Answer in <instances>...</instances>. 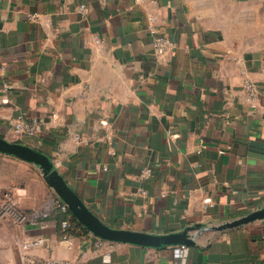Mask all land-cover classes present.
I'll use <instances>...</instances> for the list:
<instances>
[{
	"label": "crops",
	"instance_id": "crops-1",
	"mask_svg": "<svg viewBox=\"0 0 264 264\" xmlns=\"http://www.w3.org/2000/svg\"><path fill=\"white\" fill-rule=\"evenodd\" d=\"M150 13L175 43L163 60ZM19 115L40 130L16 134ZM0 137L48 155L110 227H191L184 264H264V218L211 228L264 206V0H0ZM53 195L37 166L0 152V264L173 261L171 246L99 239L71 212L68 245ZM10 203L45 227H11Z\"/></svg>",
	"mask_w": 264,
	"mask_h": 264
},
{
	"label": "water",
	"instance_id": "water-1",
	"mask_svg": "<svg viewBox=\"0 0 264 264\" xmlns=\"http://www.w3.org/2000/svg\"><path fill=\"white\" fill-rule=\"evenodd\" d=\"M0 152L13 155L37 166L41 171L42 177L53 190V193L65 202L68 210L78 219V221L95 236L99 237V239L126 241L155 247H173L176 245H185L189 247V245L194 242V239L190 234L191 227L178 232H169L166 234L146 233L110 227L95 215L83 200L70 188L54 167V164L48 155L28 144L10 141L1 137ZM263 218L264 206L252 210L240 217L213 225L211 228L215 230H223Z\"/></svg>",
	"mask_w": 264,
	"mask_h": 264
},
{
	"label": "built area",
	"instance_id": "built-area-1",
	"mask_svg": "<svg viewBox=\"0 0 264 264\" xmlns=\"http://www.w3.org/2000/svg\"><path fill=\"white\" fill-rule=\"evenodd\" d=\"M84 4H79L78 8L82 11L84 9ZM29 19L36 18V14L31 13L28 14ZM156 16L155 14H148L146 19V28L151 34V46L155 56L159 60H163L171 50L175 43L165 34L161 33L157 24L155 22ZM97 43L101 42V40L96 39ZM239 72L242 76V86L247 93V99L250 102H253L257 95V86L254 80H252L247 74L243 67L239 68ZM13 130L16 134L21 135L25 134L28 136L35 135L40 130V124L38 122H29L22 115L16 117L13 123ZM76 138L78 136L76 135ZM150 174L149 168H144L142 170V176L146 177ZM140 192H144L143 189H140ZM54 194V193H53ZM54 205L58 212H66L68 210L67 204L63 202L57 195H53ZM1 211L5 214L9 221L14 223L19 227H25L26 225H38L39 227H45V223L43 221H39L28 214H26L20 208L14 206L13 204H4L1 206ZM71 227L70 221L65 218L60 222V231L61 238L60 240L65 241L68 245L71 244L70 238L68 236L67 230ZM43 241L41 236L31 237L27 240L21 241L20 245L23 250L27 249L31 246L40 245ZM102 241L98 242V245H102ZM188 254V246L185 245H176L173 246V261L169 264H184ZM102 260L104 262L110 261V252L105 250L101 254ZM23 264H84L80 259H70V258H61V257H45L40 259L35 258H26L24 259Z\"/></svg>",
	"mask_w": 264,
	"mask_h": 264
},
{
	"label": "trees",
	"instance_id": "trees-1",
	"mask_svg": "<svg viewBox=\"0 0 264 264\" xmlns=\"http://www.w3.org/2000/svg\"><path fill=\"white\" fill-rule=\"evenodd\" d=\"M69 213H70L69 210H67L66 212H62L63 216H62L61 219L59 220V229H60V222H61V220L65 219L66 214H69ZM71 227H72V226H71ZM71 227L67 230V232L71 229ZM60 233H61V231H60Z\"/></svg>",
	"mask_w": 264,
	"mask_h": 264
},
{
	"label": "rangeland",
	"instance_id": "rangeland-1",
	"mask_svg": "<svg viewBox=\"0 0 264 264\" xmlns=\"http://www.w3.org/2000/svg\"><path fill=\"white\" fill-rule=\"evenodd\" d=\"M5 221H6V220H5ZM7 221H8V222H7ZM7 221H6V222H7V223H10V226H11V227H15V226L18 227L17 225H15L14 223H12V222L9 221L8 219H7Z\"/></svg>",
	"mask_w": 264,
	"mask_h": 264
}]
</instances>
